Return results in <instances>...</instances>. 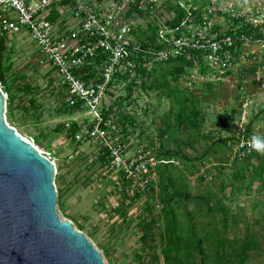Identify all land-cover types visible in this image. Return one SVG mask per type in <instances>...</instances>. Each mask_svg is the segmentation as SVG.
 <instances>
[{
  "label": "rangeland",
  "instance_id": "1",
  "mask_svg": "<svg viewBox=\"0 0 264 264\" xmlns=\"http://www.w3.org/2000/svg\"><path fill=\"white\" fill-rule=\"evenodd\" d=\"M100 1L107 8H119L123 12L130 11L132 2L140 4L141 12H133L129 18L138 43L155 27L169 30L167 22L175 17L174 8L177 5V0ZM189 1L193 4L194 0ZM196 1L208 4L210 24L206 27L185 25L184 33L201 30L203 36L211 37L215 35V27L226 31L233 25L232 19L239 16H244L255 25L264 24V0ZM75 9V1H71L64 5H52L43 12L49 14L48 20L54 27L65 30L77 25ZM9 12L17 18L11 10L0 8V16H7ZM229 17L234 18L229 21ZM3 33L8 39L14 76L20 78L24 75V82L31 83L35 89L33 93L19 94L18 103L28 106L31 99L37 101L35 107L26 112L18 110L13 122L7 120L35 145L37 139L42 142L43 146H36L48 153L59 167L54 183L58 195L56 211L60 218L72 222L78 231L86 234L105 264H166L158 234L164 231L166 223L163 219L164 205L159 202V188L155 190L154 198L150 191H146L135 201L132 197L136 190L131 189V197L124 203L126 215L114 214L115 208L122 207L121 191L125 186V177L98 160L102 148L99 140L74 142L69 139L66 129L58 130L59 125L79 118L80 114L62 111L66 89L58 85L61 75L47 63L29 29L20 27L16 31L3 30ZM231 61L233 63L227 67L212 66L206 75H202L199 66L195 65L179 78L171 75L166 65L157 67V73L147 80V85L161 82L165 84L163 88L150 90L138 86L130 99L114 107L116 121L123 116L129 118L126 121L128 132L123 137L129 149L128 155H133L139 144L150 145L156 141L169 122L175 124L176 113L183 107L179 101L185 98L189 107L194 105L200 111V116L205 119L203 125L199 129L188 127L186 131L173 127L167 139L170 149L181 147L184 154L192 159L200 157L212 141L230 138L251 121L254 122L253 131H263L264 118L260 113L264 111V48L260 43L248 41L240 51L235 52ZM209 64L213 65L210 61ZM153 66L149 63L148 70ZM132 75L135 76V72ZM140 80L138 77L137 81ZM127 83L118 85L107 106L113 105L118 97L127 96ZM233 111L236 113H231ZM91 119L92 116H82L77 125H89ZM181 159L176 161L181 168L176 169L182 172L176 171V174L187 184L189 191L194 195L209 193L219 199L228 212V228H222L224 215L221 213L217 215V224L211 227V231L215 233L221 229L223 236L238 239L239 243L248 233H255L263 244L258 258L249 264H264L263 161L258 158L234 164L227 147L211 148L206 161L195 163L200 173L207 176V179L201 180L198 172L182 166ZM150 206L154 208L149 211ZM174 209L180 222L186 226L187 213H194V203L182 202ZM151 215L161 225L160 231L152 227L156 237L154 243L138 228L140 220ZM80 225L85 228L80 230Z\"/></svg>",
  "mask_w": 264,
  "mask_h": 264
},
{
  "label": "trees",
  "instance_id": "2",
  "mask_svg": "<svg viewBox=\"0 0 264 264\" xmlns=\"http://www.w3.org/2000/svg\"><path fill=\"white\" fill-rule=\"evenodd\" d=\"M189 0H177V5L175 6V17L167 22L169 30L173 32H167V37L174 36L176 39L180 37H190L193 32L188 30L186 33L183 32L185 25H199L201 27H206L210 24V13L208 9V4L199 3L196 0L193 1V4ZM133 12H141L140 4L138 2H132L130 11L127 16H131ZM229 17V21H231ZM233 25L229 27L226 31H222L219 27H215L214 33H219L221 36H232L236 39L234 47L227 49L228 51L235 52L240 51L244 46L243 38H250L255 41L256 39H262L264 35L262 34V26H257L248 21L244 16H239L235 19H232ZM1 24H0V82L1 87L4 93L7 95V119L9 121L14 120L16 112L18 110H23L24 112L28 111L29 108L35 107L37 101L31 99L29 105L25 106L22 103H18V95L21 93H33L34 87L31 83H25V76L22 75L20 78L14 76L12 70L13 65L11 62V57L9 55L8 39L4 35ZM151 34H148L143 41H141L142 48L147 50L145 52H140L138 57L133 58L135 62V68L130 69L124 74L117 76L116 85H120L124 82L127 83L126 90L128 92L126 97H118L117 100L113 101L108 111L105 112V115H112L116 113L115 106L122 105L123 101L130 99L140 86L143 89H161L165 86L164 83H157L156 85L148 86L147 80L151 79L154 74L157 73V67L166 65L170 69V74L176 78L181 77L187 72L188 69H192L193 66H199V72L202 75H206L212 69V64L208 65V56L209 51H200V50H186L181 54L176 56H170L168 59L155 60L156 57L151 55L149 51L156 50L162 51L166 47L160 39L159 29L155 27ZM186 34V35H184ZM143 56L145 57L143 59ZM100 60L97 59L95 64L89 63L78 69H76L75 74L84 80H92L97 74V69L94 67L97 64H100ZM149 63L153 66L152 69L148 70ZM133 71L135 76H133ZM140 77V82L137 81V78ZM156 80V79H155ZM139 84V85H138ZM111 97H114L111 94ZM188 99H183L179 101L183 104V107H180L176 113L175 124L168 123L165 130L159 134V138L156 141L151 142L150 145L139 144V147H149L152 148V154L158 161H165L167 163H160L157 167L158 181L154 185H150L147 191H150L155 197V190L159 188V202H161L164 207L163 219L165 220L164 231L159 232L160 243L163 246V256L166 264H249L251 261L258 258L260 255V250L263 244L261 238L255 233H248L241 243L238 239L231 240L229 237L223 236L220 231H211L216 225V218L218 214H223V220L221 221L222 228H228V212L225 209L222 202L213 197L209 193L197 194L194 195L188 189L186 183H183L176 171H180L176 168H181L178 166L176 161H179L181 157L183 159V164L185 169L190 167L196 172L199 173V178L205 180V176L200 173L199 168L196 166V162L206 161V156L209 154V149L216 148L220 146L227 147L231 152V148L228 145L229 142L235 141V135H232L230 138H223L212 141L211 146L209 145L206 151L198 158H190L188 155H185L181 147L175 149H170L168 147V134L173 127H176L177 130L186 131L188 127L199 129L204 122V117L200 116V111L196 110L193 106L189 107L187 105ZM131 104V103H130ZM62 111L69 114H73L74 110L68 109L65 105L62 106ZM231 113H236L235 111ZM260 116L264 118V111L260 113ZM115 118V117H114ZM126 118V119H124ZM128 117H122L121 120H114L115 127L119 136L123 139L127 135L128 125L126 121ZM259 118V116L257 117ZM78 123L73 122L70 127H67L66 124L59 125L58 130H67L69 139L74 142H80L76 140L77 133L82 129L83 126H78ZM254 122L251 121L246 129L245 134L250 135L253 131ZM133 126V125H132ZM205 139L209 137L204 136ZM124 141V140H123ZM37 146H43V143L37 139ZM47 149L50 147L47 146ZM110 151L108 148H102L98 157V160L102 162L103 165L109 167L111 159L109 158ZM261 159L263 165L261 166V176H263V188H264V156L258 154L250 155L244 159H234L233 163L238 164L240 162H250L253 159ZM181 159V160H182ZM183 168V167H182ZM56 170L59 171V167H56ZM182 171L179 173L181 174ZM121 176L125 177L124 185L121 191V208H115L113 211L119 213L121 216L126 215V211H123L124 203L128 200L130 195V190L132 188V183L130 179L126 176L124 171H120ZM260 175V174H259ZM135 190V189H134ZM142 192L136 190L132 201L137 200L141 197ZM183 203L187 204L188 202L194 203V213H187L188 223L183 225L178 219L177 213L175 212L174 207L181 205ZM154 206L149 207V211L153 209ZM200 217V218H199ZM152 227H157L158 230H161V225L154 216H146L140 220L138 224L139 232L145 234L147 237L150 236V241L155 242V233L152 232ZM187 227V228H186ZM84 225H80V230H83ZM156 234V235H158Z\"/></svg>",
  "mask_w": 264,
  "mask_h": 264
},
{
  "label": "built area",
  "instance_id": "3",
  "mask_svg": "<svg viewBox=\"0 0 264 264\" xmlns=\"http://www.w3.org/2000/svg\"><path fill=\"white\" fill-rule=\"evenodd\" d=\"M71 1H75L77 25L58 30L48 20L49 14L43 10L52 5H64ZM1 7L17 15L15 18L9 12L7 16H0L2 28L16 31L20 27H27L47 63L60 73L61 80L58 85L66 89L63 104L74 110V114H80L79 118L67 122L66 126L70 127L73 122L79 123L82 116H92L89 125H82L76 140H99L101 147L110 151L109 167L115 171H124L133 189L146 192L150 185L158 181L159 164L167 162L158 161L152 154L153 149L148 146L139 147L129 156V149L115 127V118L112 115H105L111 106H107L110 98L113 99L111 94L114 95L118 87L117 76L134 69L133 58L138 57L140 52L147 51L135 40L134 28L129 21L130 16H127L128 11L107 8L100 0H31L30 3L27 0H0ZM262 29L264 35V27ZM167 32L173 31H159L160 39L166 43L165 49L158 52L149 51L156 57L155 60L168 59L186 50H200L210 52L208 60L213 66L227 67L233 63L231 60L236 51L231 53L227 50L235 45L236 39L232 36L215 33L207 37L199 30L194 31L190 37L176 39L174 36L167 37ZM241 40L244 44L248 41L260 43L264 48V37L255 41L247 37ZM97 59L101 61L99 65L94 66L98 75L96 74L92 80H84L75 74L76 69L89 63L95 64ZM245 129L239 130L235 134V141L229 142L232 146L233 160L236 158L242 160L255 154L264 156V151L253 148L250 142L253 136L264 138V128L263 131H252L250 135L245 134ZM27 140L35 145L32 140Z\"/></svg>",
  "mask_w": 264,
  "mask_h": 264
},
{
  "label": "water",
  "instance_id": "4",
  "mask_svg": "<svg viewBox=\"0 0 264 264\" xmlns=\"http://www.w3.org/2000/svg\"><path fill=\"white\" fill-rule=\"evenodd\" d=\"M0 87V264H105L86 234L56 211L52 157L7 120Z\"/></svg>",
  "mask_w": 264,
  "mask_h": 264
},
{
  "label": "clouds",
  "instance_id": "5",
  "mask_svg": "<svg viewBox=\"0 0 264 264\" xmlns=\"http://www.w3.org/2000/svg\"><path fill=\"white\" fill-rule=\"evenodd\" d=\"M250 142L253 148L260 151H264V138L259 136H253Z\"/></svg>",
  "mask_w": 264,
  "mask_h": 264
},
{
  "label": "bare ground",
  "instance_id": "6",
  "mask_svg": "<svg viewBox=\"0 0 264 264\" xmlns=\"http://www.w3.org/2000/svg\"><path fill=\"white\" fill-rule=\"evenodd\" d=\"M23 137V136H22ZM27 139V138H26ZM39 149V148H38ZM40 151H42V150H40ZM43 152V151H42Z\"/></svg>",
  "mask_w": 264,
  "mask_h": 264
}]
</instances>
